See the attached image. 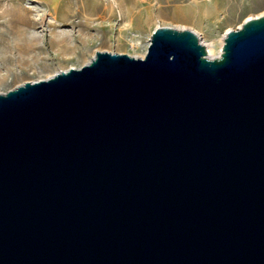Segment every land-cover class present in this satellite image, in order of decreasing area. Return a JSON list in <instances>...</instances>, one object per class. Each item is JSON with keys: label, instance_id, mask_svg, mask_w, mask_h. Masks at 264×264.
I'll use <instances>...</instances> for the list:
<instances>
[{"label": "water", "instance_id": "obj_1", "mask_svg": "<svg viewBox=\"0 0 264 264\" xmlns=\"http://www.w3.org/2000/svg\"><path fill=\"white\" fill-rule=\"evenodd\" d=\"M0 264H264V13L0 91Z\"/></svg>", "mask_w": 264, "mask_h": 264}, {"label": "rangeland", "instance_id": "obj_2", "mask_svg": "<svg viewBox=\"0 0 264 264\" xmlns=\"http://www.w3.org/2000/svg\"><path fill=\"white\" fill-rule=\"evenodd\" d=\"M264 0H0V91L82 66L97 50L144 56L156 27L194 30L210 56Z\"/></svg>", "mask_w": 264, "mask_h": 264}, {"label": "bare ground", "instance_id": "obj_3", "mask_svg": "<svg viewBox=\"0 0 264 264\" xmlns=\"http://www.w3.org/2000/svg\"><path fill=\"white\" fill-rule=\"evenodd\" d=\"M220 51H221V48H220ZM209 54H210V50H209ZM211 55V54H210Z\"/></svg>", "mask_w": 264, "mask_h": 264}]
</instances>
